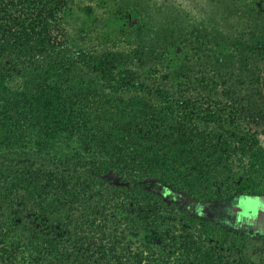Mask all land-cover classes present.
I'll return each instance as SVG.
<instances>
[{
	"label": "trees",
	"instance_id": "trees-1",
	"mask_svg": "<svg viewBox=\"0 0 264 264\" xmlns=\"http://www.w3.org/2000/svg\"><path fill=\"white\" fill-rule=\"evenodd\" d=\"M69 2L0 0V264H264L247 259L244 233L149 189L154 180L205 203L264 197V123L235 119L228 101L176 110L116 96L126 80L108 59L89 63L94 78L72 56ZM249 7V39L214 28L196 43H210L205 56L238 87L264 88V0ZM215 77L196 84L217 91Z\"/></svg>",
	"mask_w": 264,
	"mask_h": 264
},
{
	"label": "rangeland",
	"instance_id": "rangeland-1",
	"mask_svg": "<svg viewBox=\"0 0 264 264\" xmlns=\"http://www.w3.org/2000/svg\"><path fill=\"white\" fill-rule=\"evenodd\" d=\"M241 3L240 14L235 15L233 5L225 14L224 5H228V0L226 3L218 0H70L64 14L68 47L80 67L94 78L98 75L88 70L94 58L108 59V66L121 72L126 82L120 89L111 90L116 96L146 97L156 106L169 103L177 106L176 110L191 108L192 102L201 106L211 100H219L220 105L228 101L238 112L235 119L242 116L258 127L260 122L264 123V88L254 83L238 87L237 73L229 69L225 74L219 69L217 56H205L206 52L212 55L210 43H196L197 37L214 28L220 29L221 36L245 32L244 40L249 39L247 32L252 31L249 23L253 16L248 19L240 15L251 10V0ZM177 12L183 15L182 19L174 17ZM213 37L209 35L208 39ZM206 47L210 49L203 50ZM216 75L221 77L214 78L217 91L204 92L197 86L196 80ZM158 93L163 99L158 98ZM198 123L199 120L195 122ZM111 180L117 183V178L112 176ZM156 185L158 188H153ZM149 189L167 204L175 203L190 215L245 233L247 259L264 262V198L236 196L231 201L205 203L193 201L154 180L150 181ZM110 229L114 230L113 224ZM124 231L128 230L122 224L115 232Z\"/></svg>",
	"mask_w": 264,
	"mask_h": 264
},
{
	"label": "flooded vegetation",
	"instance_id": "flooded-vegetation-1",
	"mask_svg": "<svg viewBox=\"0 0 264 264\" xmlns=\"http://www.w3.org/2000/svg\"><path fill=\"white\" fill-rule=\"evenodd\" d=\"M236 197V196H235ZM235 197H233L232 199H234ZM237 197H249V198H264V197H255V196H246V195H243V196H237ZM232 199H226L225 201H231ZM224 201V200H223ZM208 203H217V202H208ZM261 217V216H260ZM260 217L257 216V218L261 219ZM240 233H243V232H240ZM245 234V233H244Z\"/></svg>",
	"mask_w": 264,
	"mask_h": 264
}]
</instances>
